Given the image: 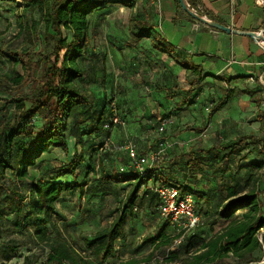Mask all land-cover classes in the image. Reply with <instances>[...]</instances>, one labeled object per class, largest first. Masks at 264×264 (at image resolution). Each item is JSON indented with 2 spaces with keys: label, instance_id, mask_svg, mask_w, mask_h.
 I'll use <instances>...</instances> for the list:
<instances>
[{
  "label": "rangeland",
  "instance_id": "rangeland-1",
  "mask_svg": "<svg viewBox=\"0 0 264 264\" xmlns=\"http://www.w3.org/2000/svg\"><path fill=\"white\" fill-rule=\"evenodd\" d=\"M105 1L104 7L88 16L90 42L84 57L79 60L85 71V77L79 84L88 91L91 99L100 96L102 100L99 105L104 103L106 106L113 102L124 125L113 126L109 131L91 133L92 123L85 120L90 108L86 106L71 115L67 129L69 143L72 145L74 141L77 142L78 136L81 138L84 143L77 145L75 153L81 151L86 158L91 157L93 169L85 178L79 177L81 182L85 180L87 183L82 193L73 191L59 198L56 202L58 216L54 219L61 234L85 252L88 264H115L129 258L143 260L148 254L150 259L140 264H179L181 258L194 254L202 240L220 230L223 223L217 218V211L230 199L224 186H234L239 194L256 190L264 209V191L258 190V186L260 189L264 186V171L253 166L264 161L263 155L257 152L264 148V87L259 84L256 76H249L246 83L231 90L229 94L227 89L214 88L213 93L197 103L199 90L191 88L190 83L185 87L187 82H184L179 87L178 84L174 86L178 83L175 81L166 84L165 80L151 79L152 74L148 69L152 70V66L158 65L157 63L146 64L145 59L139 60L131 56L117 58L112 45L150 44V40L146 38L133 41L128 33L129 20L147 17L153 21L154 10L158 13L160 3L157 0H133V6L126 7L114 0ZM186 16L196 28L203 27L202 23ZM18 22L25 29L32 26L30 42L26 41L23 33L17 34ZM42 31L43 23L39 20L38 11L30 10L23 14L21 9L15 8L10 2H0V46L20 52L32 45L33 52L46 53L50 43L42 40ZM64 35L70 37L67 31H64ZM178 41L179 39H172L173 43ZM35 57L36 55L32 56L33 59ZM17 70L22 72L20 66ZM10 74V61L0 56V77ZM190 78L188 77V82ZM162 85L165 86L162 88ZM161 94L164 96L160 97ZM221 99V106L213 109ZM146 100L158 104L170 120L162 134L155 132V117L150 114ZM192 105L197 106L191 109ZM1 112H5L7 118L19 115L9 101V95L4 93L3 85H0V114ZM34 122L37 128L41 126L40 117L35 118ZM186 131L189 134L180 139L179 133ZM242 135L249 138L229 153L217 147ZM160 138L174 143L167 147L153 166H162L163 174H173L175 180H184L190 188L205 197H198L205 205L198 212L201 216L199 223L190 230L178 229L173 224L165 223L156 214V200L149 191L144 193L139 190L130 205L128 194L132 181L115 180L118 174L130 176L133 172L128 166L126 144L132 143L139 153L145 154ZM211 146L213 148L210 151H205ZM51 150L52 154L43 159V164L38 168L44 175H47L46 168L58 165L67 158L60 149ZM188 152L195 153L196 165L191 163L190 169L186 168L185 154ZM101 166L114 179H100ZM82 167L85 168V164ZM193 167L197 169L192 170ZM18 190L23 194L26 192L24 188ZM125 207L127 211L122 233L114 243L113 253L104 259L89 255L84 240H89L97 231L107 227ZM241 212L242 210H237L234 214ZM14 219V215H7L0 220V242L5 244V247H0V251H4L5 256L8 255L0 258V264H41L45 259V249L33 244L24 233H14ZM161 229L168 239L167 243L157 246L153 238ZM258 237L261 238L260 233ZM178 238L179 242H175ZM185 245L187 253L183 252ZM11 246L14 247L13 251H10ZM177 248L179 259L166 262L165 257ZM249 259L251 261L245 263ZM234 260L231 256H226L204 264L231 263ZM236 264H264V249L253 253L252 258Z\"/></svg>",
  "mask_w": 264,
  "mask_h": 264
},
{
  "label": "trees",
  "instance_id": "trees-1",
  "mask_svg": "<svg viewBox=\"0 0 264 264\" xmlns=\"http://www.w3.org/2000/svg\"><path fill=\"white\" fill-rule=\"evenodd\" d=\"M5 1L21 9L23 14L30 10L38 11L39 20L43 23L42 40L49 42L50 47L46 53H43L33 52L32 45L20 52L0 46V56L7 58L11 63V74L1 76L0 85L4 86V93L9 95L14 110L19 113L12 118H7L5 112L0 114V220L7 215L15 216L12 220L13 232L24 233L33 244L45 249V259L41 264H88L85 252L79 250L61 234L54 217L58 216L56 202L59 198L73 191L82 193L87 183L85 180L81 182L79 177L85 178L93 169L91 157L86 158L81 151L75 153L77 145L84 143L81 142V138L78 136L77 142L74 141L72 145L69 143L67 131L69 118L74 112L87 106L91 110L86 113L85 120H90L92 123L91 133L109 131L102 126L111 113L112 102L106 106L104 103L99 105L102 100L100 96L91 99L79 84L85 77V71L80 66L79 60L84 57L90 42L88 16L104 7L106 1L0 0V2ZM114 1L122 6H133V0ZM171 1L176 16L185 13L177 0ZM184 1L194 9L201 2V0ZM203 12L208 14L204 9ZM210 19L218 21L215 17ZM17 27V34L23 33L26 41L30 42L29 33L33 31L32 26L25 29L22 23L18 22ZM64 31L70 34L69 38L64 35ZM128 33L133 41L149 38L154 47L166 51L165 39L145 18H131ZM34 55L36 57L33 59ZM18 66L21 73L17 70ZM188 69L196 72L195 68ZM195 75L196 80L199 74ZM195 80L193 79L191 83ZM230 80L224 81L227 83ZM222 101H218L213 109L219 107ZM25 103H28V106H25ZM117 114L121 118L118 110ZM37 117L41 119L39 128L34 122ZM248 138L247 135L238 136L217 147L229 153ZM56 148L60 149L67 158L58 165L46 168L47 175H44V172H39L38 168L43 164V159L52 154L51 149ZM212 148L213 146L205 151H210L209 149ZM257 152L264 157V148ZM185 156L187 169H190L191 163L196 165L194 152H188ZM83 164L85 168L82 167ZM253 166L264 171V161ZM196 169V167L192 168V170ZM100 173V179L108 181L114 179L112 174L105 173L103 166L100 167ZM118 175L115 176L117 181H132L128 194L130 205L139 190L144 193L149 191L156 200V214L157 197L151 189L156 182L175 185L181 193L192 194L197 212L202 205H205L198 199V197L205 198L200 192L190 188L184 180H175L173 174H163L161 166H153L143 175L135 172L130 176ZM17 188H24L25 194ZM224 189L230 199L217 211V218L223 223L220 230L208 239L202 240L194 254L181 258L179 264H204L226 256H231L235 260L222 264H236L252 258L253 253L264 249V209L258 193L251 189L239 194L234 186L229 185L224 186ZM258 190L264 191V186L261 189L258 186ZM126 207L107 227L97 231L89 240H84L89 255L104 259L113 253L114 243L122 233ZM237 210L242 212L234 214ZM17 216L19 217L16 219ZM164 222L170 224L166 220ZM153 239L159 246L167 243L168 238L161 229ZM3 245L5 247V244L0 242V247ZM184 248L186 249L183 252L187 253L186 245ZM13 250L14 247L11 246L10 251ZM4 256L5 252L0 251V258L8 257V255ZM150 257L148 254L143 260L129 258L115 264H140L142 261H148ZM176 259H179V248L173 249L165 257V261L169 263ZM250 261L251 259L245 263Z\"/></svg>",
  "mask_w": 264,
  "mask_h": 264
},
{
  "label": "crops",
  "instance_id": "crops-1",
  "mask_svg": "<svg viewBox=\"0 0 264 264\" xmlns=\"http://www.w3.org/2000/svg\"><path fill=\"white\" fill-rule=\"evenodd\" d=\"M157 1L160 3V10L158 13L154 10L153 21L148 20L147 17L144 18L165 39L166 51L157 49L151 42L150 44H120L121 46L113 44L117 58L131 56L139 60L145 59L146 64L157 63L159 66H152V70L148 69V72L152 74L151 79L165 80L166 84L175 81L178 83L174 86L178 84L179 87L184 82H187L185 87L190 83L191 88L199 90L197 103L213 93L214 88L227 89L229 94L231 90L246 83L249 76H256L264 69V54L258 46V40L246 35L227 34L204 24L203 27L196 28V25L187 18V14L180 13L176 16L171 0ZM196 9L206 18L215 17L218 23L240 31H261L264 28V7L258 6L255 0H201ZM203 9L208 13L207 15L204 14ZM173 38L179 41L173 43ZM188 68H195L196 72ZM196 73L199 77L195 80ZM193 79L195 82L191 83ZM226 79L231 80L225 83ZM86 92L90 96L88 91ZM161 96L164 95L161 94ZM226 98L227 96L224 100ZM146 102L148 108L150 107V110H146L155 117V123L159 116L166 114L155 102L150 103L151 100ZM196 106L190 107L193 109ZM188 134L187 131L179 133L178 137L181 139ZM168 139L170 140L171 137ZM161 170L163 172L162 166Z\"/></svg>",
  "mask_w": 264,
  "mask_h": 264
},
{
  "label": "built area",
  "instance_id": "built-area-1",
  "mask_svg": "<svg viewBox=\"0 0 264 264\" xmlns=\"http://www.w3.org/2000/svg\"><path fill=\"white\" fill-rule=\"evenodd\" d=\"M258 6L264 7V0H255ZM195 12L198 9L192 8ZM197 12V13H198ZM264 32V28L261 30ZM258 46L264 54V42L258 40ZM256 79L261 86L264 87V69L256 75ZM111 113L103 123V128L111 130L113 126H123L124 121L117 114L116 106L112 102L110 105ZM167 116H159L156 120L154 129L158 134L165 131L166 125L169 123ZM174 142L160 138L155 142L154 148L145 154H140L132 143L125 146V152L128 158V166L133 172L140 175L145 174L153 167L155 162H158L159 157ZM122 170V168H121ZM157 197V215L175 225L178 229L190 230L195 227L200 221V214L197 212V205L192 194L185 192L181 193L175 186L163 182H156L151 188ZM180 238L175 242H179Z\"/></svg>",
  "mask_w": 264,
  "mask_h": 264
},
{
  "label": "water",
  "instance_id": "water-1",
  "mask_svg": "<svg viewBox=\"0 0 264 264\" xmlns=\"http://www.w3.org/2000/svg\"><path fill=\"white\" fill-rule=\"evenodd\" d=\"M180 8L191 18L194 20L204 24L205 26H208L209 28L215 29V30H221L227 34H239V35H246L249 37H252L256 40H260L264 42V32L263 31H240L234 28H231L230 26H226L224 24L218 23L214 20L208 19L203 15H200L199 13L195 12L192 8L188 6V4L184 0H177Z\"/></svg>",
  "mask_w": 264,
  "mask_h": 264
}]
</instances>
